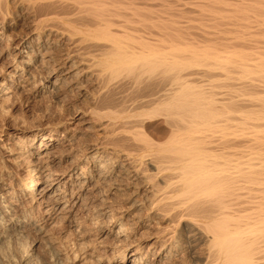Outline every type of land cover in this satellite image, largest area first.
<instances>
[{
    "label": "bare ground",
    "instance_id": "obj_1",
    "mask_svg": "<svg viewBox=\"0 0 264 264\" xmlns=\"http://www.w3.org/2000/svg\"><path fill=\"white\" fill-rule=\"evenodd\" d=\"M0 264H264V0H0Z\"/></svg>",
    "mask_w": 264,
    "mask_h": 264
},
{
    "label": "rangeland",
    "instance_id": "obj_2",
    "mask_svg": "<svg viewBox=\"0 0 264 264\" xmlns=\"http://www.w3.org/2000/svg\"><path fill=\"white\" fill-rule=\"evenodd\" d=\"M25 104L23 103H16V108L11 112V117L19 119V120H28V121H35L41 120V116L44 114V108L49 107L48 102H43L41 104H36L30 108L29 111H26L24 108ZM39 122V121H38ZM31 241L28 240V243Z\"/></svg>",
    "mask_w": 264,
    "mask_h": 264
}]
</instances>
